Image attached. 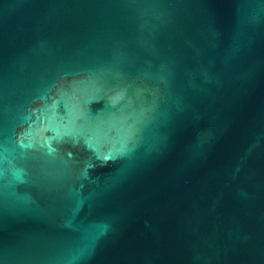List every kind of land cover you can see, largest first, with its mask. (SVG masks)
Masks as SVG:
<instances>
[{
	"label": "water",
	"instance_id": "water-1",
	"mask_svg": "<svg viewBox=\"0 0 264 264\" xmlns=\"http://www.w3.org/2000/svg\"><path fill=\"white\" fill-rule=\"evenodd\" d=\"M0 264H264V0H0Z\"/></svg>",
	"mask_w": 264,
	"mask_h": 264
}]
</instances>
